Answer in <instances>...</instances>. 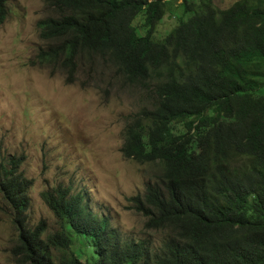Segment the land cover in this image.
<instances>
[{
  "label": "trees",
  "instance_id": "1",
  "mask_svg": "<svg viewBox=\"0 0 264 264\" xmlns=\"http://www.w3.org/2000/svg\"><path fill=\"white\" fill-rule=\"evenodd\" d=\"M7 4L0 0V25ZM50 5L40 63L61 69L67 83L122 80L124 90L144 93L121 152L155 166L131 201L165 239L158 249L123 240L85 192L65 186L41 192L60 229L30 225L33 181L20 170L25 156L14 155L0 162V192L18 231L14 264H264V0Z\"/></svg>",
  "mask_w": 264,
  "mask_h": 264
},
{
  "label": "rangeland",
  "instance_id": "2",
  "mask_svg": "<svg viewBox=\"0 0 264 264\" xmlns=\"http://www.w3.org/2000/svg\"><path fill=\"white\" fill-rule=\"evenodd\" d=\"M213 1L220 7L233 3ZM6 7L8 17L0 25V162L25 156L20 170L33 181L27 221L32 226L44 221L48 232L59 230L41 192L71 187L87 194L90 208L109 217L123 240H144L158 249L165 235L147 230V218L131 201L144 193L155 166L121 152L126 119L142 106L144 93L124 90L122 80L114 86L67 83L61 69L38 59L48 45L40 23L55 14L50 0H8ZM134 24L142 26V18ZM13 218L0 192V264H14Z\"/></svg>",
  "mask_w": 264,
  "mask_h": 264
},
{
  "label": "clouds",
  "instance_id": "3",
  "mask_svg": "<svg viewBox=\"0 0 264 264\" xmlns=\"http://www.w3.org/2000/svg\"><path fill=\"white\" fill-rule=\"evenodd\" d=\"M102 69H98L97 71H101ZM110 76H111V72H110ZM110 76H109V78H110ZM83 78V77H82ZM67 82V81H66ZM104 82H107L106 80H102V81H99V83H104ZM94 85H96V84H94ZM100 85V84H99ZM98 85V86H99ZM91 86H93V85H91ZM97 86V85H96ZM22 156V155H21Z\"/></svg>",
  "mask_w": 264,
  "mask_h": 264
}]
</instances>
